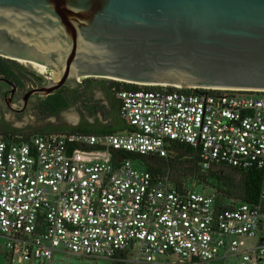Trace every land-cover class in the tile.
Here are the masks:
<instances>
[{
  "label": "built area",
  "instance_id": "built-area-1",
  "mask_svg": "<svg viewBox=\"0 0 264 264\" xmlns=\"http://www.w3.org/2000/svg\"><path fill=\"white\" fill-rule=\"evenodd\" d=\"M147 86L113 88L126 130L0 135L6 264H54L57 252L115 264H264V181L257 203L219 200L141 160L185 144L204 172L264 173V90Z\"/></svg>",
  "mask_w": 264,
  "mask_h": 264
},
{
  "label": "water",
  "instance_id": "water-1",
  "mask_svg": "<svg viewBox=\"0 0 264 264\" xmlns=\"http://www.w3.org/2000/svg\"><path fill=\"white\" fill-rule=\"evenodd\" d=\"M0 55L49 79L19 111L88 77L264 90V0H0Z\"/></svg>",
  "mask_w": 264,
  "mask_h": 264
},
{
  "label": "trees",
  "instance_id": "trees-1",
  "mask_svg": "<svg viewBox=\"0 0 264 264\" xmlns=\"http://www.w3.org/2000/svg\"><path fill=\"white\" fill-rule=\"evenodd\" d=\"M0 77H5L15 83L20 88H27L29 81L32 84L37 82L43 83L44 77L31 72L24 65L16 60L0 57ZM92 83L106 91L107 97L111 100L109 106L101 103L92 104L90 100H79L82 96L81 86ZM118 89H140L149 88L147 85L124 82L120 80L94 77L86 78L78 87L71 91L78 96L74 101L70 99L67 93L62 94L60 91L50 95L47 100L37 106L39 113L50 116L58 114L68 109L73 103L82 101V105L92 115L101 112L106 118H110L111 122L104 124L98 120L97 123L79 126H57L50 124L37 131H25L11 126L9 123L0 124V135L4 139H10L16 135H23L29 138L34 134H44L56 131H77L91 134H114L119 131L126 130L130 126L122 118L120 113V100L116 97L113 88ZM128 157L139 158L137 155L128 154ZM143 165L154 173H164L169 168L172 169L173 178L182 183L187 178H196L203 181H214L222 186L221 192L224 196L231 200L228 201H244L248 203H257L261 196L264 181V173L256 169H238L227 165H217L209 171L204 172L200 167L199 150L193 149L189 145L176 144L173 157L161 158L158 156L141 157ZM219 200H225L221 196ZM233 199V200H232ZM227 200V199H226Z\"/></svg>",
  "mask_w": 264,
  "mask_h": 264
},
{
  "label": "rangeland",
  "instance_id": "rangeland-1",
  "mask_svg": "<svg viewBox=\"0 0 264 264\" xmlns=\"http://www.w3.org/2000/svg\"><path fill=\"white\" fill-rule=\"evenodd\" d=\"M19 62V61H18ZM21 63V62H19ZM22 64V63H21ZM23 65V64H22ZM27 68V67H26ZM29 69V68H28ZM31 72L36 73L37 75H44L43 73L33 71L29 69ZM45 76V75H44ZM90 78V77H88ZM86 78H82V81H84ZM100 79V78H95ZM77 85L78 81L70 83V85ZM32 85V82L29 81V86ZM28 87V86H27ZM106 100V96L104 93H102L101 90H96L93 104L101 103L103 104ZM15 103V102H14ZM15 107L17 109L21 108V102L15 103ZM4 108L0 110V124L1 123H9L11 126L15 128H19L26 131H35L39 127H42L44 124L52 123L55 125H61L54 117L45 116L38 112L37 105L33 106L32 108H24L22 111L19 110H12L8 107L7 103L5 105L4 102ZM71 116H74L76 118V121H73ZM85 117L87 120L93 121V123H97V120L103 121L104 123H107L108 120L106 117L102 114L97 112L96 114L92 115L86 111H82V109L77 107H72L69 109L64 110L61 113V120L62 123H66L67 125H73L77 126L80 117ZM32 125L34 127H32ZM196 178L192 179L191 177L187 178L186 180L190 181L192 184H194V188L199 191H205L207 193H215L218 196H221L223 198H226L227 200H231L228 197L224 196L221 192L222 186L217 184V182L214 181H195ZM233 200V199H232ZM164 260H167L168 257L163 256ZM169 262H164L162 264H178L177 258L172 256L168 258ZM0 264H6L4 261L3 254H0ZM31 264H48L46 263H40V262H33ZM54 264H115L113 261L105 258H96V259H88L82 256L74 255V254H67L64 255L62 252H57L55 255V263ZM120 264H134L132 262H121ZM217 264H223L222 262H217ZM224 264H237L236 259H228Z\"/></svg>",
  "mask_w": 264,
  "mask_h": 264
},
{
  "label": "flooded vegetation",
  "instance_id": "flooded-vegetation-1",
  "mask_svg": "<svg viewBox=\"0 0 264 264\" xmlns=\"http://www.w3.org/2000/svg\"><path fill=\"white\" fill-rule=\"evenodd\" d=\"M47 74H48V72H47ZM42 76H43L44 79H45L43 83H39V82H37V83H35V84H32L31 86L28 85V87L25 88V89L20 88L19 86L16 85V89H15V91H14L13 93H12V86H11L9 83H6V82H2V81H0V110L4 108V106H3V105H4V102H5V105H6V99H7L9 96H11L12 94H13V101H14L15 103H18V102H20L21 99L25 96V94H26L28 91H30L32 88L37 87V86H41V85L45 84L49 79H48L47 75H45V76L42 75ZM51 77H52V76H51ZM70 87H71V86L66 85V86H64L63 88H61L59 91H60L62 94L67 93V94L70 96V99H71L72 101H74V99H76V97L78 98V96H77L76 94H74V93L71 91ZM76 87H77V85H76ZM96 90H101L102 93H104L105 96L107 97L106 91H105L103 88L99 87L97 84L95 85V84H92V83H88V84H85V85H82V86H81V93H82V96L79 97V100H81V99L86 100V99H87V100H90L91 103L93 104V102H95V101H93V99H94V95H95ZM51 95H52V94H51ZM49 96H50V95H49ZM49 96H47V97H45V98H40V97H38V96H32V97L29 99L26 108L30 109V108H32V107L35 106V105H37V106L40 105L42 102H44L45 100H47V98H48ZM81 102H82V101H81ZM68 109H69V108H68ZM63 111H64V110H63ZM63 111H61V112L58 113V114L50 115L49 117H54V118L56 119V121H58L59 123H61V125H57V126H73V125H67L66 123H65V124L62 123V120H61V113H62ZM100 113H101V112H100ZM99 121H100V120H99ZM97 122H98V120H97ZM6 123H7V122H6ZM95 123H96V122H95ZM50 124H52V123H48L47 125L44 124V125H42V128H44V127H46V126H48V125H50ZM88 124H89L88 120H87L85 117H82V116H81L77 126H79V125H88ZM53 125H55V124H53ZM32 127H34V126L32 125ZM25 131H26V130H25ZM35 131H36V130H35Z\"/></svg>",
  "mask_w": 264,
  "mask_h": 264
},
{
  "label": "crops",
  "instance_id": "crops-1",
  "mask_svg": "<svg viewBox=\"0 0 264 264\" xmlns=\"http://www.w3.org/2000/svg\"><path fill=\"white\" fill-rule=\"evenodd\" d=\"M78 86H79V85H78ZM78 86H77V87H78ZM73 88H76V85L70 87V89H73ZM110 103H111V100H109L108 97H106V100H105V102H104L103 104L109 106ZM77 106H79V107L82 109V111H86V112H88V110H86L85 107L82 105L81 101L73 103L69 108L77 107ZM88 113H89V112H88ZM99 113H100V112H99ZM106 119L108 120L107 123H104L103 121H101V122L104 123V124H108V123L111 122V119H110V118H106ZM72 120H73V121H76L75 119H72ZM79 120H80V119H79ZM88 122H89V124H94L93 121H91L90 119L88 120ZM41 128H42V127H39L38 129H41ZM38 129H36V131H37ZM63 254H64V255H67L66 253H63Z\"/></svg>",
  "mask_w": 264,
  "mask_h": 264
},
{
  "label": "bare ground",
  "instance_id": "bare-ground-1",
  "mask_svg": "<svg viewBox=\"0 0 264 264\" xmlns=\"http://www.w3.org/2000/svg\"><path fill=\"white\" fill-rule=\"evenodd\" d=\"M149 85H151V84H149ZM182 88H197V87H182ZM71 118L76 120V118L74 116H71Z\"/></svg>",
  "mask_w": 264,
  "mask_h": 264
}]
</instances>
